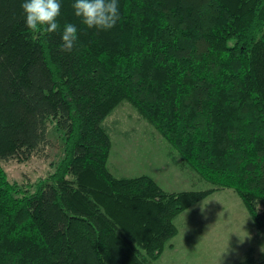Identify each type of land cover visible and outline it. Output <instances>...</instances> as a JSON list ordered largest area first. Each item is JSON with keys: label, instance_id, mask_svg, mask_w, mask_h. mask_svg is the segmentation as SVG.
Instances as JSON below:
<instances>
[{"label": "trees", "instance_id": "trees-1", "mask_svg": "<svg viewBox=\"0 0 264 264\" xmlns=\"http://www.w3.org/2000/svg\"><path fill=\"white\" fill-rule=\"evenodd\" d=\"M22 3L0 0V264H157L179 215L224 189L264 229V0H118L110 30L60 0L52 34L27 31ZM122 103L212 186L116 176L105 120ZM49 122L63 136L54 170L33 190L10 181L2 161L29 159Z\"/></svg>", "mask_w": 264, "mask_h": 264}, {"label": "rangeland", "instance_id": "rangeland-1", "mask_svg": "<svg viewBox=\"0 0 264 264\" xmlns=\"http://www.w3.org/2000/svg\"><path fill=\"white\" fill-rule=\"evenodd\" d=\"M113 147L109 162L116 176L152 175L165 190L206 189L212 185L170 156L172 148L129 103L106 118ZM63 154V136L49 122L48 142L29 159L2 161L10 181L33 190V184L54 170ZM178 234L157 264H239L248 256L264 264V229L258 230L241 198L224 189L185 210L177 218Z\"/></svg>", "mask_w": 264, "mask_h": 264}, {"label": "clouds", "instance_id": "clouds-1", "mask_svg": "<svg viewBox=\"0 0 264 264\" xmlns=\"http://www.w3.org/2000/svg\"><path fill=\"white\" fill-rule=\"evenodd\" d=\"M75 17L87 29L110 30L119 20L118 0H74ZM25 27L31 34H52L60 29L57 18L61 14L60 0H23L21 4ZM58 50L70 53L78 39V29L66 23L60 33Z\"/></svg>", "mask_w": 264, "mask_h": 264}]
</instances>
